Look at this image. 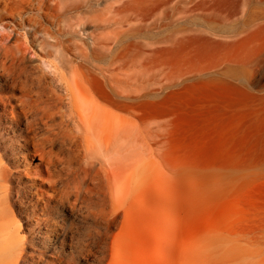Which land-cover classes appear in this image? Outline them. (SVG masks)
Instances as JSON below:
<instances>
[{"label": "rangeland", "instance_id": "374dc122", "mask_svg": "<svg viewBox=\"0 0 264 264\" xmlns=\"http://www.w3.org/2000/svg\"><path fill=\"white\" fill-rule=\"evenodd\" d=\"M195 1L181 21L169 11L150 80L117 108L131 138L114 155L115 214L105 181L89 185L99 201L56 208L66 232L41 263L264 264V0Z\"/></svg>", "mask_w": 264, "mask_h": 264}, {"label": "bare ground", "instance_id": "6f19581e", "mask_svg": "<svg viewBox=\"0 0 264 264\" xmlns=\"http://www.w3.org/2000/svg\"><path fill=\"white\" fill-rule=\"evenodd\" d=\"M198 8L195 0H0V264H51L35 253L66 232L53 212L99 201L100 187L88 189L96 181L106 185L101 203L107 195L113 205L114 155L131 138L117 108L130 107V83L150 80L169 11L181 21Z\"/></svg>", "mask_w": 264, "mask_h": 264}]
</instances>
